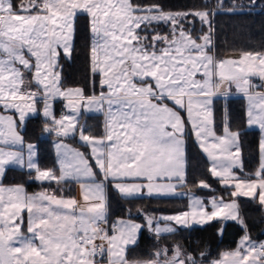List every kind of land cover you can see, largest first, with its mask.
Listing matches in <instances>:
<instances>
[{"label":"snow or ice","instance_id":"obj_1","mask_svg":"<svg viewBox=\"0 0 264 264\" xmlns=\"http://www.w3.org/2000/svg\"><path fill=\"white\" fill-rule=\"evenodd\" d=\"M257 11L264 13V0H201L198 8L159 0H0V264H264V241L252 239L241 203L247 198L264 212V45L221 56L216 24L219 15ZM82 20L88 86L67 85L65 62L74 59ZM233 91L247 101L245 126L259 130L251 171L243 133L232 124ZM85 114L102 117L99 131ZM30 117H42L43 133L56 138L53 168H42L38 146L25 142L21 129ZM190 139L223 195L206 179L196 186L208 197L179 191L188 183ZM10 165L41 190L5 184ZM70 181L85 207L65 192ZM145 198L188 202L176 213L138 209L143 223L130 208L111 219L113 199ZM212 222L221 234L229 222L240 226L234 249L211 257L179 243L160 246L181 229ZM145 230L154 250L132 255Z\"/></svg>","mask_w":264,"mask_h":264},{"label":"trees","instance_id":"obj_2","mask_svg":"<svg viewBox=\"0 0 264 264\" xmlns=\"http://www.w3.org/2000/svg\"><path fill=\"white\" fill-rule=\"evenodd\" d=\"M166 7L171 8H198L201 0H159ZM218 26L219 55L239 54V49L246 47L258 48L264 45V13L257 11L251 15H219L216 17ZM89 46V34L84 27V21H81L80 32L76 40V53L72 62H65L64 78L67 85L88 86L89 73L87 65V52ZM234 50V51H233ZM221 105L217 104V115ZM229 109L234 128H239L243 133V157L246 169L253 170L258 163V154L256 152L259 140V130L247 129L245 126L246 111L245 100L242 97H230ZM57 114H59L58 109ZM87 124L94 130L99 131L102 117L98 115H85ZM43 121L41 117L29 118L26 125L21 129L25 142H31L38 146V162L42 168H53L56 166L55 153L53 148L54 135L43 133ZM67 143L75 148H80V144L75 139H70ZM189 157V175L188 183L180 190L182 192L191 191L203 197H208L211 193L208 190L197 189V180H208L216 189L217 195H223L225 190L209 176L206 171L208 162L202 155L195 143L190 139L188 141ZM5 184H23L29 193L41 190V185L36 182H30L27 171L17 169L6 170L3 181ZM45 188H49L47 183ZM57 185H51L56 188ZM65 192L68 196L76 195V185L69 182L65 186ZM242 210L247 220L249 231L253 240H264V212H262L255 203L247 198L241 199ZM187 204L186 198H173L169 200L156 199H137L131 202L113 199L111 204V219L127 215L126 209H131L133 217L137 222L143 223L142 216H137L138 209L146 210L149 214L155 212L176 213L184 209ZM220 225L212 222L203 227H194L191 229H181L175 236H169L160 240V246H167L179 243L190 252L199 253L208 251L211 257H216L219 253L235 248L238 240L243 235L240 226L235 222H229L224 228L223 233L219 232ZM157 242L147 231H143L139 238V243L132 252V255L145 256L154 250Z\"/></svg>","mask_w":264,"mask_h":264},{"label":"crops","instance_id":"obj_3","mask_svg":"<svg viewBox=\"0 0 264 264\" xmlns=\"http://www.w3.org/2000/svg\"><path fill=\"white\" fill-rule=\"evenodd\" d=\"M229 55H236V54H229ZM226 56H228V55H226ZM231 97H242L239 93H236L235 91H233V94H232V96ZM243 98V97H242ZM245 100V99H244ZM56 108L58 109V111H59V113H60V110H61V104H57L56 105ZM246 108H247V101L245 100V111H246ZM85 115H95V114H85ZM30 118H32V117H30ZM42 118V117H41ZM247 129H251V130H255L256 128H247ZM48 135V134H47ZM54 141L55 140H53V148H54ZM54 151H55V148H54ZM8 169H17V170H21V171H26V170H22V169H20L19 167H17V166H14V165H10L9 167H8ZM7 169V170H8ZM71 182V181H70ZM75 183V182H74ZM75 185H77L78 186V184L77 183H75ZM179 191L180 192H182L180 189H179ZM239 241V240H238ZM238 243V242H237Z\"/></svg>","mask_w":264,"mask_h":264},{"label":"rangeland","instance_id":"obj_4","mask_svg":"<svg viewBox=\"0 0 264 264\" xmlns=\"http://www.w3.org/2000/svg\"><path fill=\"white\" fill-rule=\"evenodd\" d=\"M236 55H239V54H236ZM228 56H234V55H228ZM57 115H59V114H57ZM77 142H78V140H77ZM79 143V142H78ZM71 146V145H70ZM73 147V146H72ZM55 148V147H54ZM54 153H55V160H56V164H57V153H56V149H55V151H54ZM75 197H76V199L78 200V201H80V198H81V193H80V188H79V185L77 186L76 185V195H75ZM188 202V201H187ZM80 206L81 207H85V205H84V203H83V201H80ZM159 215V214H158ZM194 227H203V226H194ZM194 227H192V228H194ZM191 229V228H190ZM264 241V240H263ZM101 242H103V241H101ZM239 242V241H238ZM238 244V243H237ZM237 244H236V246H237ZM175 244H173V245H171V246H174ZM170 246V247H171ZM235 246V247H236Z\"/></svg>","mask_w":264,"mask_h":264}]
</instances>
